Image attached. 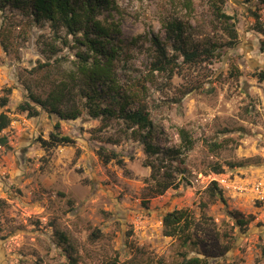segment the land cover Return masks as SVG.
Returning a JSON list of instances; mask_svg holds the SVG:
<instances>
[{
	"label": "rangeland",
	"instance_id": "374dc122",
	"mask_svg": "<svg viewBox=\"0 0 264 264\" xmlns=\"http://www.w3.org/2000/svg\"><path fill=\"white\" fill-rule=\"evenodd\" d=\"M189 1L191 7L187 0H117L111 12L128 44L117 63L122 83L149 72L151 36L174 53L164 25L173 18L201 47L220 48L197 62L180 56L172 76L154 72L148 85L155 143L184 147L183 163H173L185 171L176 172L179 186L161 195L147 166L156 158L124 134L119 119L84 112L60 120L61 134L74 142L42 146L58 118L45 111L30 117L18 106L30 91L45 96L64 78L77 49L56 40L47 22L0 9V102L9 98L0 112L12 120L0 132V264H185L183 253L207 264H264V200L255 190L264 184V81L257 77L264 69V1ZM218 7L233 17L234 47ZM52 44L62 49L54 58ZM50 61L56 69L46 66ZM181 128L194 142L190 150ZM102 146L119 152L124 164L104 163ZM213 181L224 200L212 195ZM174 210L191 219L188 246L165 234L163 216ZM236 212L249 220L246 227L237 224Z\"/></svg>",
	"mask_w": 264,
	"mask_h": 264
},
{
	"label": "trees",
	"instance_id": "16d2710c",
	"mask_svg": "<svg viewBox=\"0 0 264 264\" xmlns=\"http://www.w3.org/2000/svg\"><path fill=\"white\" fill-rule=\"evenodd\" d=\"M251 1V0H246ZM264 1V0H262ZM225 3V0H221ZM187 7L191 2L187 0ZM17 8L30 17L34 22H47L56 38L64 47L76 50L73 61L74 67L67 71L65 77L53 82L45 96L29 92L28 99L21 102L18 109L26 112L30 117L40 115L45 111L51 116H56L58 121L49 135V138H40L44 148H51L59 144H70L74 140L61 134L60 120H74L87 112L94 118H116L125 124L124 134L143 145L147 156L156 160L147 163L151 166L152 188L157 195L164 194L171 188H177L179 181L176 172L184 174L183 168L173 167V163H183L180 156L183 145L179 147H163L155 143L154 123L151 113L145 103L148 85L153 82L154 72H165L172 76L179 66L180 56L183 62H197L205 57H213L219 50V45L201 47L193 38H190L183 22L173 18L166 22V36L172 41L174 53L167 50L165 43L158 35L151 36L154 47V57L151 68L142 77H136L129 83H122L119 79L118 65L120 57L128 50V44L122 38L120 25L111 12L117 8V0H0V9ZM218 17L225 22L226 31L231 37L229 47H234L238 38L233 17L216 8ZM109 15H106V13ZM257 24L261 25L259 15ZM110 18V19H109ZM136 41L135 38L131 42ZM130 44V42H129ZM51 46L52 58L62 49L54 44ZM205 56V57H204ZM59 61V58H55ZM205 60V59H204ZM53 62L46 66L55 68ZM62 76V73L59 74ZM257 77L264 81V69L259 71ZM10 92V89H8ZM9 102L8 97H2L0 106L5 107ZM10 116L3 110L0 112V132L11 124ZM179 135L184 142L185 149L194 146L189 132L185 128L179 130ZM5 140L3 139L2 142ZM120 139H108V142L118 144ZM98 155L104 163L116 161L124 164V159L115 149L108 151L104 146L98 149ZM216 173H222L221 167H215ZM209 189L212 195L224 200L223 191L218 182L213 181ZM237 224L244 228L249 223L248 219L240 217V213H233ZM165 234L177 236L182 239L185 246L190 245L191 219L183 210H174L163 216ZM63 236V235H62ZM185 264H207V259L201 257H188L183 253Z\"/></svg>",
	"mask_w": 264,
	"mask_h": 264
},
{
	"label": "built area",
	"instance_id": "2783aa9c",
	"mask_svg": "<svg viewBox=\"0 0 264 264\" xmlns=\"http://www.w3.org/2000/svg\"><path fill=\"white\" fill-rule=\"evenodd\" d=\"M255 190L260 195L261 200H264V184L263 183H259L258 185H256V189Z\"/></svg>",
	"mask_w": 264,
	"mask_h": 264
}]
</instances>
